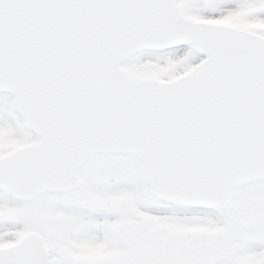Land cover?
I'll return each mask as SVG.
<instances>
[{"label": "snow or ice", "instance_id": "obj_1", "mask_svg": "<svg viewBox=\"0 0 264 264\" xmlns=\"http://www.w3.org/2000/svg\"><path fill=\"white\" fill-rule=\"evenodd\" d=\"M0 264H264V0H0Z\"/></svg>", "mask_w": 264, "mask_h": 264}]
</instances>
